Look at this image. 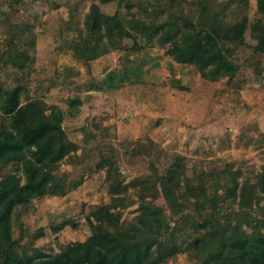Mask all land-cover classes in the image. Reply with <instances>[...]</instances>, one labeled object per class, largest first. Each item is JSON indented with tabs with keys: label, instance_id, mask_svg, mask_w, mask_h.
Masks as SVG:
<instances>
[{
	"label": "trees",
	"instance_id": "1",
	"mask_svg": "<svg viewBox=\"0 0 264 264\" xmlns=\"http://www.w3.org/2000/svg\"><path fill=\"white\" fill-rule=\"evenodd\" d=\"M86 2L74 0L69 6V19L63 24L77 35L65 37L66 47L83 48L88 69L90 60L112 50L128 49L126 55L137 54L126 59L124 71L111 70L101 81H90L87 90L117 89L126 81L141 79L143 61L147 60L139 63L140 57L154 45L166 47L179 62L187 53L202 77L209 80L241 79L242 64L226 43L235 47L245 44L249 0H90L89 12L81 19L79 8ZM111 2L117 3L113 14L101 7ZM257 6L264 13V0H257ZM13 30L11 44L15 37L19 42L33 41L26 22ZM253 49L256 55H264V29ZM24 54L11 56V61L17 67L25 66L19 61ZM73 69L67 67L65 73ZM177 88L185 89L178 83ZM27 92L25 83L8 88L0 81V264H162L182 250L175 241L177 227L203 229L213 235L217 246H211L208 256L197 264H264V167L250 176L240 168L234 170L232 164L218 170L209 164L207 170L199 167L192 179H186L181 174L184 157L177 153L169 155L163 172L156 170L146 182L137 178L129 183L140 186V204L126 226L121 221L123 210L133 204L126 195L128 185L117 180L112 157L99 160L98 167L106 170L111 200L91 207L87 220L92 247L83 255L46 254L36 248V239L45 234L43 228L28 232L27 241L22 234L16 236L14 220L22 218V212L17 214L19 207L70 190L68 177L56 171L61 161L79 148L65 129L64 110L41 98L22 103ZM67 102L74 106L83 100L75 95ZM257 142L264 145V136ZM139 152L133 149L134 154ZM158 186L170 207L169 219L154 207ZM220 189H224L222 193ZM237 202L238 207L231 205ZM223 224L225 232L215 236L213 230Z\"/></svg>",
	"mask_w": 264,
	"mask_h": 264
},
{
	"label": "rangeland",
	"instance_id": "2",
	"mask_svg": "<svg viewBox=\"0 0 264 264\" xmlns=\"http://www.w3.org/2000/svg\"><path fill=\"white\" fill-rule=\"evenodd\" d=\"M72 2L0 0V81L8 88L25 83L28 92L22 96V103L41 98L59 105L65 113V129L79 145L56 171L68 177L70 190L63 196H45L19 207L17 214L22 212V218L14 220L15 235L22 234L27 241L28 232L43 228L45 234L36 239V248L46 254L66 252L79 257L92 247L87 220L91 207L111 200L106 170L98 167L102 158H113L117 180L128 185L126 195L133 204L123 210L124 226L133 221L140 204V186L129 183L137 178L146 182L156 170L163 172L171 153L184 157L181 174L186 179H192L199 167L207 170L209 164L217 170L232 164L234 170L240 168L250 176L252 171L263 169L264 145L257 141L264 136V55H256L253 48L264 29V13L258 10L257 0H249L245 44L235 47L226 43L235 50L243 67L238 81L204 78L187 53L179 62L166 47L154 45L140 57L139 63L147 60L143 61L141 79L126 81L117 89L87 90L90 81H101L111 70L124 71L126 59H134L137 54L126 55L128 49L112 50L90 60L88 69L85 50L65 45L66 38L77 35L76 30L63 24L69 19ZM89 6L87 0L79 8L81 19ZM101 7L113 14L117 3ZM23 22L31 26L33 41L19 42L15 37L12 45L13 27ZM20 52L26 53L19 58L23 67L11 61V56ZM67 67L74 68L68 75ZM177 83L185 89L177 88ZM75 95L83 103L70 106L67 99ZM133 149L140 152L134 154ZM158 187L154 207L169 219L170 207ZM231 205L238 207V202ZM57 226L59 230H55ZM179 228L175 241L182 250L162 264H197L208 256L211 246H217L213 235L203 229ZM225 230L223 224L213 234L220 236Z\"/></svg>",
	"mask_w": 264,
	"mask_h": 264
}]
</instances>
